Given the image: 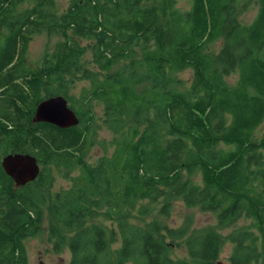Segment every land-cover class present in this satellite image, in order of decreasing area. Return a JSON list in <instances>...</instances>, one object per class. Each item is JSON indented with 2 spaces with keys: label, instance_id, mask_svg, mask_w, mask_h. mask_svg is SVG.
Listing matches in <instances>:
<instances>
[{
  "label": "trees",
  "instance_id": "16d2710c",
  "mask_svg": "<svg viewBox=\"0 0 264 264\" xmlns=\"http://www.w3.org/2000/svg\"><path fill=\"white\" fill-rule=\"evenodd\" d=\"M60 1L0 0V264H30L45 230L69 264H218L227 243L229 264H264V0ZM40 34L59 39L34 63ZM56 95L79 124L34 122ZM16 152L41 166L19 187ZM177 201L233 231L170 226Z\"/></svg>",
  "mask_w": 264,
  "mask_h": 264
},
{
  "label": "rangeland",
  "instance_id": "374dc122",
  "mask_svg": "<svg viewBox=\"0 0 264 264\" xmlns=\"http://www.w3.org/2000/svg\"><path fill=\"white\" fill-rule=\"evenodd\" d=\"M62 9H65L68 5V0H61L59 2ZM257 13V8H254L244 15V19L248 22L252 21ZM58 36H49L47 34L36 35L34 40L30 45L29 59L34 63H40L43 59L46 49L48 47L53 48L55 43L58 41ZM192 72L187 70L180 74L182 78L190 79ZM232 80V78H231ZM82 84L79 85V87ZM80 89V88H78ZM101 138H110L112 133L107 129L103 128L100 131ZM103 154V150L99 145H96L89 154L90 161H95L100 155ZM55 175V189H60L61 187H66L69 182L63 177L60 170L57 168L53 169ZM161 203L153 205V213L148 216L147 219L150 220L153 216L157 214L158 208ZM187 215L193 216V228L200 231L204 228H215L220 231L223 235H228L233 231V227H221L218 225L216 214L209 211H203L199 207L187 208L182 201H177L174 205L172 211V216L166 219V223L170 226H179L183 223ZM93 222L101 223L110 229L112 223L104 214L98 215L92 219ZM135 222L141 223L139 218H134ZM248 221L243 220L239 222L238 226L246 224ZM45 233L43 236L32 237L26 240V245L29 250L30 264H69L71 259V253L66 250L63 253H55L52 251V244L48 241V235ZM232 245L227 243L222 253L221 261L229 264V256L232 251ZM173 256L177 259L190 260L189 256L184 247L176 248L173 251ZM131 264V263H128Z\"/></svg>",
  "mask_w": 264,
  "mask_h": 264
},
{
  "label": "water",
  "instance_id": "95a60500",
  "mask_svg": "<svg viewBox=\"0 0 264 264\" xmlns=\"http://www.w3.org/2000/svg\"><path fill=\"white\" fill-rule=\"evenodd\" d=\"M34 122H49L62 128L79 124L80 119L63 95L51 96L42 100L35 112ZM2 165L7 174L15 181L16 186H23L35 180L41 166L35 156L30 153H10L3 157ZM218 264H228L221 260Z\"/></svg>",
  "mask_w": 264,
  "mask_h": 264
},
{
  "label": "bare ground",
  "instance_id": "6f19581e",
  "mask_svg": "<svg viewBox=\"0 0 264 264\" xmlns=\"http://www.w3.org/2000/svg\"><path fill=\"white\" fill-rule=\"evenodd\" d=\"M57 96V95H56Z\"/></svg>",
  "mask_w": 264,
  "mask_h": 264
}]
</instances>
